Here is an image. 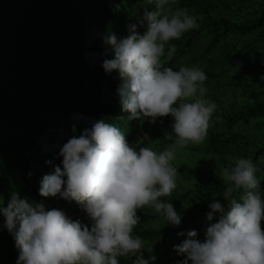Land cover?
<instances>
[{"label":"clouds","instance_id":"9594fccd","mask_svg":"<svg viewBox=\"0 0 264 264\" xmlns=\"http://www.w3.org/2000/svg\"><path fill=\"white\" fill-rule=\"evenodd\" d=\"M175 2L147 0L154 10L145 7L141 17L130 19L134 22L128 23L127 36L118 37L108 28L96 34L102 37L101 67L117 81L111 93L113 110L91 120L78 135L73 128L71 137L57 146L58 153L46 161L53 171L42 177L40 196L64 199L73 213L49 209L44 201L22 197L17 190L0 205L4 218L0 230L6 228L13 236L19 253L16 264H120L121 257L135 258L132 264H154V247L134 233L141 223L138 212L147 207L168 225L181 224L173 203L161 198L177 188L179 171L173 163L177 150L205 141L216 105L203 99L207 76L199 66H181L178 71L164 66L166 45L171 57L176 47L170 41L200 27L188 8L172 10ZM145 23L141 34L138 27ZM241 66L237 62L233 68L239 71ZM115 73L123 81L118 88ZM115 90L122 110L130 113L129 121L138 122L143 132L146 120L156 124L173 118L172 130L163 136L171 143L157 150L162 152L142 145L137 150L128 142H134L133 131L128 130L126 138L120 128L105 122L102 116L116 110ZM72 119L91 118L75 113ZM138 137L143 139L144 133ZM257 171L251 158H236L220 167L226 203L214 199L209 205L206 216L211 223L203 240L196 230L179 233L187 237L175 246L185 257L179 264H264V190ZM217 213L218 220L212 222Z\"/></svg>","mask_w":264,"mask_h":264},{"label":"trees","instance_id":"16d2710c","mask_svg":"<svg viewBox=\"0 0 264 264\" xmlns=\"http://www.w3.org/2000/svg\"><path fill=\"white\" fill-rule=\"evenodd\" d=\"M110 4L113 15L107 31L118 37L128 35L127 25L134 22L130 19L141 17L145 7L154 10L147 0H110ZM177 7L188 8L190 14L198 18L200 27L170 41L176 47L171 57L167 56L166 45L164 66L177 71L181 66H199L207 76L203 99L214 103L216 111L205 141L177 150L173 162L179 171L177 188L171 196L161 198L173 203L182 216L181 224L168 225L147 207L138 212L141 223L134 233L146 246L154 247L152 254L157 257L154 264H179L185 258L175 251V246L187 238L179 233L196 230L198 239H204L211 223L206 216L211 211L209 205L214 199L226 203L223 201L225 184L219 178L220 167L228 166L236 158H251L257 165L256 176L264 190V0H176L171 8ZM146 27L145 23L138 31L143 34ZM198 39L203 44L201 50L194 49ZM237 62L242 63L239 71L233 68ZM232 72L236 74L231 75ZM117 79L118 88L123 81L118 74ZM116 90V110L102 118L120 128L126 138L127 132L133 131L134 142H128L137 150L142 145L162 152L157 150L165 149L171 142L163 140L164 131L160 128L164 125L171 131L173 118L169 116L167 122L161 118L156 124L146 120L143 132L138 122L129 121L130 113L122 110ZM141 133H144L143 139L138 137ZM49 159L52 157L46 154L17 158L0 153V205L6 203L10 191L17 190L22 197L44 201L49 209L58 208L67 215L73 213L75 209L64 204V199H45L39 194L42 177L53 171L46 163ZM54 163L61 164V160ZM218 217L217 213L212 222ZM3 223L0 215V227ZM18 255L13 236L6 228L0 230V264H16ZM148 255L145 252L146 259ZM119 259L120 264H132L135 258Z\"/></svg>","mask_w":264,"mask_h":264},{"label":"water","instance_id":"95a60500","mask_svg":"<svg viewBox=\"0 0 264 264\" xmlns=\"http://www.w3.org/2000/svg\"><path fill=\"white\" fill-rule=\"evenodd\" d=\"M111 16L108 0H0V153L52 157L113 110L117 81L96 35Z\"/></svg>","mask_w":264,"mask_h":264},{"label":"rangeland","instance_id":"374dc122","mask_svg":"<svg viewBox=\"0 0 264 264\" xmlns=\"http://www.w3.org/2000/svg\"><path fill=\"white\" fill-rule=\"evenodd\" d=\"M202 48H203V44L200 42V39H198L197 42H196V46H195L194 49H195V50H196V49L201 50ZM195 50H194V51H195ZM160 129L163 130L164 133H165L166 131H170V129H168V128H167V130H166V126H164V125L161 126ZM17 184H18V183H17Z\"/></svg>","mask_w":264,"mask_h":264}]
</instances>
